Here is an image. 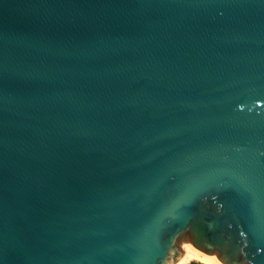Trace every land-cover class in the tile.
Masks as SVG:
<instances>
[{
	"label": "water",
	"instance_id": "1",
	"mask_svg": "<svg viewBox=\"0 0 264 264\" xmlns=\"http://www.w3.org/2000/svg\"><path fill=\"white\" fill-rule=\"evenodd\" d=\"M264 264V0H0V264Z\"/></svg>",
	"mask_w": 264,
	"mask_h": 264
},
{
	"label": "bare ground",
	"instance_id": "2",
	"mask_svg": "<svg viewBox=\"0 0 264 264\" xmlns=\"http://www.w3.org/2000/svg\"><path fill=\"white\" fill-rule=\"evenodd\" d=\"M184 249L183 256L176 263L169 264H190L193 261L203 264H223L216 255L203 253L191 244H186Z\"/></svg>",
	"mask_w": 264,
	"mask_h": 264
},
{
	"label": "trees",
	"instance_id": "3",
	"mask_svg": "<svg viewBox=\"0 0 264 264\" xmlns=\"http://www.w3.org/2000/svg\"><path fill=\"white\" fill-rule=\"evenodd\" d=\"M190 264H203V263L193 261V262H191Z\"/></svg>",
	"mask_w": 264,
	"mask_h": 264
},
{
	"label": "rangeland",
	"instance_id": "4",
	"mask_svg": "<svg viewBox=\"0 0 264 264\" xmlns=\"http://www.w3.org/2000/svg\"><path fill=\"white\" fill-rule=\"evenodd\" d=\"M187 244H191V243H187ZM186 245V243L183 245V251H185V249H184V246ZM192 245V244H191Z\"/></svg>",
	"mask_w": 264,
	"mask_h": 264
}]
</instances>
